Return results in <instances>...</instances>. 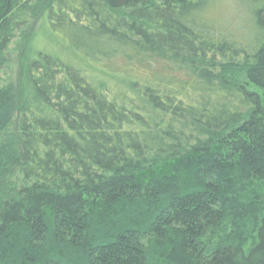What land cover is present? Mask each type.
Masks as SVG:
<instances>
[{
	"label": "trees",
	"instance_id": "1",
	"mask_svg": "<svg viewBox=\"0 0 264 264\" xmlns=\"http://www.w3.org/2000/svg\"><path fill=\"white\" fill-rule=\"evenodd\" d=\"M42 13L99 71L0 84V264H264V0H0V66Z\"/></svg>",
	"mask_w": 264,
	"mask_h": 264
},
{
	"label": "rangeland",
	"instance_id": "2",
	"mask_svg": "<svg viewBox=\"0 0 264 264\" xmlns=\"http://www.w3.org/2000/svg\"><path fill=\"white\" fill-rule=\"evenodd\" d=\"M40 50L49 51L60 56L62 59L70 60L75 65L81 67L89 76L95 75L99 71L96 64L73 52L66 46L61 36L50 29L45 14L42 13L26 27L16 32L10 45L9 57L0 66V84L3 86L9 83L18 87L20 72L26 57L28 55H36ZM0 115L2 117L5 114L0 113ZM228 227L229 225L226 222H222L216 228H207L206 236L211 241L213 240V242L226 239L230 236V228L227 229Z\"/></svg>",
	"mask_w": 264,
	"mask_h": 264
}]
</instances>
